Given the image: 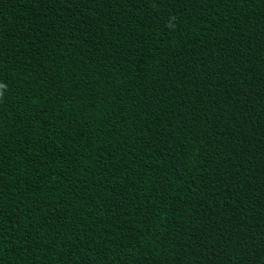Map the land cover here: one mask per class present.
Wrapping results in <instances>:
<instances>
[{"label": "trees", "instance_id": "16d2710c", "mask_svg": "<svg viewBox=\"0 0 264 264\" xmlns=\"http://www.w3.org/2000/svg\"><path fill=\"white\" fill-rule=\"evenodd\" d=\"M0 264H264V0H0Z\"/></svg>", "mask_w": 264, "mask_h": 264}]
</instances>
